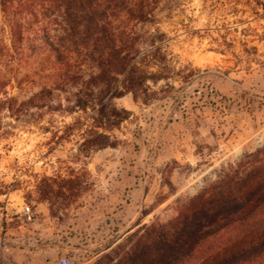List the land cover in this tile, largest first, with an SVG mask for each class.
<instances>
[{
	"label": "rangeland",
	"instance_id": "rangeland-1",
	"mask_svg": "<svg viewBox=\"0 0 264 264\" xmlns=\"http://www.w3.org/2000/svg\"><path fill=\"white\" fill-rule=\"evenodd\" d=\"M56 1L0 9V264L107 262L137 227L171 219L176 199L222 167L233 176L229 164L264 146V0H98L154 6L151 20L134 25V59L165 77L147 81L145 102L111 99L128 112L107 131L116 144L86 152L94 110L74 106L80 81L56 87ZM74 70L86 78L93 68Z\"/></svg>",
	"mask_w": 264,
	"mask_h": 264
},
{
	"label": "trees",
	"instance_id": "trees-1",
	"mask_svg": "<svg viewBox=\"0 0 264 264\" xmlns=\"http://www.w3.org/2000/svg\"><path fill=\"white\" fill-rule=\"evenodd\" d=\"M11 1L0 0V9L4 11ZM33 1L17 0L23 7ZM59 1L64 22L58 24L64 35H59L52 46L57 61L56 87L80 81V88L73 93L74 106L94 110L81 150L113 147L116 138L107 131L118 127L128 112L109 101L131 93L134 100L145 102L147 81L165 77L147 71L134 59L138 50L134 25L151 20L155 8L143 2L109 5L98 0ZM85 61L93 70L83 78L74 67ZM263 154L264 146L258 147L245 153L244 161L229 164L233 176L222 167L224 174L218 173L194 195L176 199L171 219L142 224L129 234L130 245L122 254L119 248H112V253L102 257L107 262L100 259L95 264H264ZM50 182L38 187V199H47L44 189H52ZM60 183V187L66 184L68 188L73 184L69 179ZM112 258L114 262H110Z\"/></svg>",
	"mask_w": 264,
	"mask_h": 264
},
{
	"label": "built area",
	"instance_id": "built-area-1",
	"mask_svg": "<svg viewBox=\"0 0 264 264\" xmlns=\"http://www.w3.org/2000/svg\"><path fill=\"white\" fill-rule=\"evenodd\" d=\"M7 194H1V196L4 198ZM0 208H2L0 206ZM22 212L27 216V218L31 217V211H30V207L27 204H23L22 205ZM71 262V258L69 256H60L58 257L56 264H70Z\"/></svg>",
	"mask_w": 264,
	"mask_h": 264
}]
</instances>
